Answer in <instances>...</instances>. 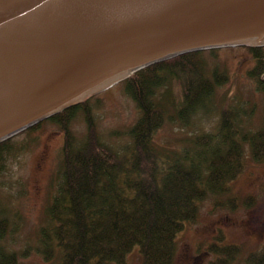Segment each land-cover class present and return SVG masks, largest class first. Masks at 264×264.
I'll use <instances>...</instances> for the list:
<instances>
[{"label": "trees", "instance_id": "obj_1", "mask_svg": "<svg viewBox=\"0 0 264 264\" xmlns=\"http://www.w3.org/2000/svg\"><path fill=\"white\" fill-rule=\"evenodd\" d=\"M248 49L255 63L250 77L264 93V47ZM204 53L152 65L124 81L125 93L141 117L129 130L130 145L122 151L103 143L89 101L24 131L32 133L49 122L63 134L61 183L40 229L38 251L46 261L126 264L138 247L141 264H174L178 235L197 221L200 203L208 196L226 194L242 172L243 145L249 146L256 163L264 164V125L255 132L243 131L237 110L230 107L223 112L216 135L198 136L183 152H168L155 143L168 108L185 119L209 110L210 99L225 82L217 71L206 74L200 61ZM161 90L165 91L159 94ZM79 113L87 125L81 143L70 128ZM18 151L11 139L0 143V175ZM6 227L1 218L0 242ZM208 251L226 257L213 264H229L241 248L213 243ZM245 263L264 264V247L248 254ZM0 264L25 263L0 245Z\"/></svg>", "mask_w": 264, "mask_h": 264}, {"label": "water", "instance_id": "obj_2", "mask_svg": "<svg viewBox=\"0 0 264 264\" xmlns=\"http://www.w3.org/2000/svg\"><path fill=\"white\" fill-rule=\"evenodd\" d=\"M66 1L0 0V143L152 65L264 47V0H92L71 25Z\"/></svg>", "mask_w": 264, "mask_h": 264}, {"label": "rangeland", "instance_id": "obj_3", "mask_svg": "<svg viewBox=\"0 0 264 264\" xmlns=\"http://www.w3.org/2000/svg\"><path fill=\"white\" fill-rule=\"evenodd\" d=\"M248 48H220L215 54L203 51L200 61L206 74L217 71L226 80L210 99L209 110L185 119L168 108L154 138L158 146L168 152H183L198 136L216 135L222 114L229 107L237 110L238 127L243 131L262 128L264 93L250 77L255 63ZM124 89L121 81L87 100L103 143L118 151L130 145L128 132L141 117ZM70 128L77 141L83 142L87 125L81 113ZM23 133L10 138L20 153L8 158L0 175V219L7 222L0 245L25 264H57L46 261L38 250L40 229L46 224L47 209L61 183L63 134L58 125L49 122L32 133ZM243 146L242 172L227 186L226 194L208 196L200 203L197 221L178 235L174 264H213L226 258L208 251L213 243L241 248L240 255L229 264H246L248 254L264 247V164L256 163L249 146ZM126 264H141L138 247L128 255Z\"/></svg>", "mask_w": 264, "mask_h": 264}, {"label": "bare ground", "instance_id": "obj_4", "mask_svg": "<svg viewBox=\"0 0 264 264\" xmlns=\"http://www.w3.org/2000/svg\"><path fill=\"white\" fill-rule=\"evenodd\" d=\"M92 0H79V4L81 3V5H77L78 4V2H75V1H72V0H68V1H66V3H67V5H69L68 7H69V9L70 10H72V11H70V12H65V14L64 15H60L59 16V18L58 19H61V17H63L62 18V20L64 19L65 21H66V23H68L69 25H71V23H69V20H71L72 18H73V16L72 15H76V14H78V16L77 17H79L80 15H83L82 13H83V11L84 10H86V9H84L85 8V6H84V4H86V6H87V4H89L90 2H91ZM66 15V16H65ZM34 56V54H32V57ZM32 57L31 58H28L29 60H31V61H29L28 63H24L23 65H28V66H31L32 64H34V62H33V60H32ZM27 62V61H26ZM90 99V98H89ZM5 108L6 107H8V104H6V106H4ZM47 120V119H46ZM38 125V124H37ZM36 126V125H35ZM32 128V127H31ZM30 129V128H29Z\"/></svg>", "mask_w": 264, "mask_h": 264}]
</instances>
